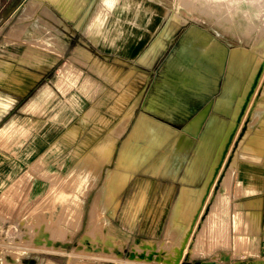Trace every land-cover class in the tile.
<instances>
[{
  "label": "rangeland",
  "instance_id": "1",
  "mask_svg": "<svg viewBox=\"0 0 264 264\" xmlns=\"http://www.w3.org/2000/svg\"><path fill=\"white\" fill-rule=\"evenodd\" d=\"M31 1H22L0 26V58L16 59L11 60L12 70L20 81H0V101L6 104L0 107V131L13 125L34 127L33 138L22 147L0 141V264H24L25 257L27 264H54L50 260L57 264H264V216L256 218L255 231L248 225L251 205L264 199V79L249 91L252 74L246 78L237 70L259 59L261 47L253 44L256 30L252 37L234 42L218 33H225L223 27L178 14L179 6L173 0H119L101 30L87 34L85 25L96 0L84 3L74 17L61 6V0H36L40 3L34 14L25 15ZM249 1H240V10L247 18L237 17L236 22L242 25L248 19L257 20L264 30V0H258L259 5ZM23 24L17 34L16 26ZM28 28L35 35L43 30L46 39L25 38L22 33ZM165 29L164 47L150 53ZM195 29L219 43L216 67L220 71L216 69L219 76L216 71L212 78L217 83L204 90L185 86L186 95H182L183 90L166 93L161 86L171 91L168 81L181 84L184 80L183 76L170 77L175 70L169 62L185 36L198 32ZM200 34L194 41L204 37ZM33 44L46 56L23 59L26 49L36 48ZM232 50L230 62L227 55ZM60 79L66 81L61 83ZM228 79L233 82L226 88ZM156 92L176 95L181 104L173 111L167 109L168 116L162 114L150 104L152 96L160 97ZM123 94L129 98L120 111L115 103ZM39 102L42 116L25 111L28 105ZM198 116L204 118L193 134ZM147 126L157 129L160 139L146 160L134 162L135 147L152 146ZM107 140L115 145L111 160L98 158L104 152L85 149L89 144L103 146ZM254 141L261 142L260 147L257 143L250 150L247 143ZM122 147H128L125 161ZM8 151L12 168L24 152L21 162L25 175H3L7 170L1 167H8ZM33 152L36 158L43 156L40 175L31 170L28 155ZM89 155L98 156L91 161H97L99 168L93 179L82 185L87 188L66 202H57L68 206H42L50 182L44 177L46 171L65 174L78 161L75 157ZM16 177L20 179L15 182ZM193 184L200 186L201 199L195 203L186 199L180 207L176 200L179 188ZM105 185L110 191L98 207H93L99 187ZM253 186L258 192L245 195L244 189ZM219 192L225 194L226 203L216 222L210 224ZM197 242L199 247L194 250ZM224 256L228 261H223Z\"/></svg>",
  "mask_w": 264,
  "mask_h": 264
},
{
  "label": "bare ground",
  "instance_id": "2",
  "mask_svg": "<svg viewBox=\"0 0 264 264\" xmlns=\"http://www.w3.org/2000/svg\"><path fill=\"white\" fill-rule=\"evenodd\" d=\"M31 1V0H30ZM46 1V0H45ZM88 0H61L60 1V4L61 6H64L65 8H67V10L69 11L68 13L71 14L73 17L75 15H77L80 10L83 8L84 6V3L86 4ZM90 2H92L93 0H89ZM88 1V2H89ZM119 0H96L95 2V7H94V11L92 12V16L89 17L87 19V22H86V25H85V32L87 34H91L93 33L95 30H98L100 31L101 30V27L102 25L104 24L105 20H106V17L113 13V9L116 7L117 5V2ZM127 1V0H125ZM240 1L241 0H173V2L176 4H178L179 6V12L178 14L180 15H187L193 19H196L197 21H201V22H210V24L212 26H217V27H223L224 29V32L222 34L221 31L217 30L218 33L227 38L228 40H233L234 42H242L244 37H252L253 34V31L256 30V33H255V40L253 42L254 44V47H261L260 49H258V51L261 52V54L259 53V59L256 60L255 63H251L250 65L246 64L242 67H238L237 70L240 71L241 73V76L243 77H250V75L252 76V81H251V84L249 86V91L252 90V88H254L255 86V83L256 82H260L259 80L264 79V30H261L260 27H258V23L255 21V20H247L246 23H243L242 25L238 24L236 22V18L237 17H243L244 19L247 18L246 14H244L240 9H241V5H240ZM253 3L259 5V1L258 0H251ZM249 1V2H251ZM262 1L263 3V0H260ZM48 2V1H47ZM122 2V1H121ZM141 2V1H140ZM139 2V3H140ZM40 2H37L36 0H32L29 5L27 6L26 10H25V15L27 14H32L33 11L35 12L36 8L39 6ZM43 3V1H42ZM252 3V4H253ZM47 4V3H46ZM49 4V3H48ZM59 4V5H60ZM91 4V3H89ZM88 4V6H89ZM42 5V4H41ZM45 5V4H43ZM42 5V6H43ZM87 5V4H86ZM41 6V7H42ZM51 6V5H49ZM48 7V6H47ZM52 7V6H51ZM138 7V6H136ZM259 7V6H258ZM87 8V7H86ZM262 8V7H260ZM39 9V8H38ZM133 9V8H132ZM88 10V8H87ZM164 10V9H163ZM178 10V9H177ZM261 10V9H259ZM39 10L36 11V13L38 12ZM52 11V10H51ZM85 11V9H84ZM264 11V10H263ZM54 13V12H53ZM58 13V12H57ZM34 14V13H33ZM166 14V12H165ZM264 14V13H263ZM131 15V14H130ZM150 15V14H149ZM262 15V14H261ZM32 16V15H31ZM86 16V15H85ZM23 18H25L24 16H22ZM82 17V16H81ZM30 18V17H29ZM28 19V18H27ZM60 19V18H59ZM22 20V19H21ZM47 20V19H45ZM61 20V19H60ZM80 20V19H79ZM206 20V21H205ZM49 21V20H48ZM19 22V21H18ZM27 22V21H26ZM51 22V21H50ZM49 22V23H50ZM134 22V20H133ZM132 22V24H133ZM17 24V23H16ZM53 24V23H52ZM114 24V23H113ZM260 24V23H259ZM129 25V24H128ZM25 26L24 24L23 25H17L16 28L18 30L17 31V34H18V31L23 27ZM133 26V25H132ZM24 28V27H23ZM27 28V27H26ZM131 29V28H130ZM168 29V28H167ZM197 30V29H195ZM49 31H51L49 29ZM198 32H196V34L194 32H192V34L189 32L184 40H183V43H182V46L178 49L177 53L174 55L173 59L169 62L170 66L175 70L174 74H172V76L170 77H180V76H183V81H179V82H182L181 84L178 83L177 81H172V79H167V80H170L172 82L169 83L168 81V84H169V87H171V91L168 90V88H163L161 86L162 89H164V91H167L170 92L169 94H171L174 91L176 90H183L186 87H188V90H190L189 88H192V89H198V88H201V89H205L206 87H209L210 89H212L213 87V83L216 82V81H213V77H215L216 75V71H220L216 65H217V59L218 57L216 56V54L220 51L218 45L219 43L214 40H212V38H210V36H205L206 34L201 31V30H197ZM201 31V32H200ZM35 33V32H34ZM32 29L28 28L27 32H23L22 34L25 35V38H29L30 39L33 37L35 39L36 38H45V36H42V35H46L45 32H40L38 34H34ZM165 33H166V29L164 30V32L160 33L161 36L156 40V42L153 44L151 50H149L150 53H155L157 52L158 48L159 47H164V36H165ZM197 33H201L200 35L201 36H204L202 38H199L198 40L194 41V38L195 35H197ZM204 33V34H203ZM228 33V34H227ZM19 34H21L19 32ZM168 34L169 33V30H168ZM168 34H167V37H168ZM13 36V35H12ZM22 37V35H21ZM170 37V36H169ZM173 37V36H172ZM170 37V38H172ZM205 37H209L211 40L208 41L207 38ZM235 37V38H234ZM104 38V37H103ZM24 39V38H23ZM33 39V40H34ZM32 40V39H31ZM36 40V39H35ZM194 41V43H193ZM166 42V41H165ZM168 42V41H167ZM22 43V42H21ZM31 42H29L30 44ZM54 44V43H52ZM239 44V43H238ZM35 45L36 48L34 47H31V48H28L25 50V58L23 59H31L32 56L35 57V55H42V56H46L45 53H43L42 50H40L38 47L39 46H36V44H33ZM40 46H44L46 45L45 43L42 44V43H39ZM29 46V45H28ZM34 48V49H33ZM162 49V48H161ZM160 49V50H161ZM238 49L242 50L244 49V47H241L239 46ZM46 51V50H45ZM5 52V51H4ZM234 52L235 50H232L231 52H229V54L227 55V59H229V61L231 62L232 58H233V55H234ZM6 53V52H5ZM7 54V53H6ZM149 54V53H148ZM159 54V53H158ZM10 55V54H9ZM8 55V56H9ZM156 55V54H155ZM2 56V55H0ZM4 56V55H3ZM12 56V55H11ZM14 56V55H13ZM15 57V56H14ZM23 57V55H22ZM83 57V55L81 56ZM147 57V56H146ZM151 57V56H150ZM7 58V57H5ZM4 58V59H5ZM10 58V57H9ZM7 58V59H9ZM17 58V57H16ZM85 58V57H83ZM149 58V57H148ZM1 59V58H0ZM12 59V57H11ZM38 59V57L36 58ZM150 59V58H149ZM16 60V59H15ZM8 61V60H7ZM24 61V60H23ZM22 61V62H23ZM27 62H29V60H26ZM149 61V60H147ZM5 62V61H4ZM21 62V61H20ZM21 62V63H22ZM219 62H220V58H219ZM11 63V62H10ZM26 64V63H25ZM32 64H36L37 66V63L36 62H33ZM219 65V63H218ZM253 66V67H252ZM219 67V66H218ZM230 68V66H228V69ZM68 69V68H67ZM217 69V70H216ZM230 70H233V68ZM254 70V71H253ZM70 71V70H69ZM217 71L218 75L219 76V72ZM68 72V70H67ZM1 73V71H0ZM25 73V72H24ZM74 73H76L74 71ZM237 73V72H236ZM2 74V73H1ZM11 76V75H10ZM9 76V77H10ZM78 77H81V75L79 76V74L77 75ZM73 77V76H72ZM168 77V78H170ZM230 77V76H229ZM65 78V77H64ZM182 78V77H181ZM218 78V77H217ZM72 79V78H70ZM178 79V78H176ZM216 79V78H215ZM214 79V80H215ZM8 80H11V81H15V82H20L19 81V78L17 77V75L13 74V77L12 78H9ZM64 79H60V82L63 81ZM76 80V79H75ZM79 80V79H78ZM88 80V79H87ZM174 80V79H173ZM181 80V79H179ZM218 80V79H217ZM0 81H6V79L4 80L1 75H0ZM66 81V80H64ZM74 81V79H73ZM250 81V80H249ZM76 81H74L75 83ZM84 82V81H83ZM87 82V81H86ZM90 82V81H88ZM233 81H231L230 79H228L227 83L225 82V87L227 88L228 85H231ZM62 83V82H61ZM73 83V82H72ZM91 83V82H90ZM93 83V82H92ZM166 83V82H164ZM217 83V82H216ZM59 84V82H58ZM64 84V83H63ZM60 86H62V84H59ZM65 85V84H64ZM63 85V86H64ZM85 85V84H84ZM93 86V84H90ZM99 85V84H98ZM167 85V84H166ZM184 85V87H183ZM236 85V83H235ZM69 86V85H68ZM88 86V85H87ZM96 86V85H94ZM65 87V86H64ZM67 87V86H66ZM85 87V86H84ZM91 87V86H90ZM216 87V86H215ZM235 87V86H234ZM97 88V87H96ZM100 88V86L98 87ZM232 88V87H231ZM238 88V85L237 87ZM62 89V88H61ZM70 89V88H69ZM95 89V88H94ZM167 89V90H166ZM186 89V88H185ZM210 89H207L205 90L206 91H209ZM215 89V88H214ZM255 89V88H254ZM253 89V90H254ZM63 90V89H62ZM98 90V89H97ZM159 90V88H158ZM161 90V89H160ZM159 90V91H160ZM200 90V89H198ZM195 91V95H197L196 98H198V95L200 93V91L198 92ZM158 91V92H159ZM156 92V93H158ZM162 92V91H161ZM177 92V91H176ZM175 92V94H176ZM181 91L182 95H184L185 93L187 94V92ZM198 92V94L196 93ZM263 94H264V87H263ZM161 94L162 96H160V94L158 96L160 97H157V96H152L151 97V100H150V104L152 105L151 107L155 110H159L162 114H165L167 115V109L168 110H171L173 111L175 109L176 106L179 107V105L177 104H181L180 100H178V98H175L176 95L174 96H169V94ZM179 93V92H177ZM174 94V92H173ZM185 94V95H186ZM192 95V94H191ZM194 96V94L192 95ZM200 96V95H199ZM203 96V95H202ZM179 97V95H178ZM188 97V95H187ZM191 97V96H190ZM234 97V96H233ZM129 98V95L127 94H123L121 97L118 98V102H117V105H121V104H124V102ZM200 98V97H199ZM198 98V99H199ZM202 98V97H201ZM236 98V97H235ZM234 98V99H235ZM192 99V97H191ZM190 100V99H189ZM227 100V99H225ZM222 100H220L219 103H221ZM233 101V99H232ZM249 101V100H248ZM1 102V101H0ZM210 102V101H209ZM223 103H224V100H223ZM218 104V103H217ZM224 105V104H223ZM244 106L246 105V102H244L243 104ZM157 109H156V107ZM222 106V105H221ZM226 106V105H225ZM209 106H207L208 108ZM220 107V106H219ZM122 108V106H121ZM205 108V109H207ZM209 110V109H207ZM225 111V110H224ZM205 112V111H204ZM206 113V112H205ZM206 115V114H205ZM168 116V115H167ZM200 116V115H199ZM198 116V117H199ZM204 116V114H203ZM195 118V117H194ZM194 118L192 121H194ZM202 118L204 117H199L197 118L198 119V122L197 119L195 120V124L193 126V134L194 130H198L201 123H202ZM193 123V122H191ZM193 125V124H192ZM189 127V126H188ZM155 128V127H154ZM147 130H150L149 134L150 136H152V140H151V144L152 146L151 147H147V148H142V147H135L134 150H133V160L134 162H139V161H144L146 160L151 154L153 151H154V147L155 145L157 146V142L158 140L160 139V134H159V131L157 129H153V127L151 126H147L146 127ZM231 130V129H230ZM234 130V129H233ZM229 132V131H228ZM235 132V131H234ZM191 133V131H190ZM230 133V132H229ZM228 133V134H229ZM229 135H227L228 137ZM232 136V133L230 135V137ZM226 137V139H228ZM259 138V137H258ZM183 141V137L181 138ZM231 139V138H230ZM229 140V139H228ZM186 141V140H185ZM226 141V140H225ZM231 141V140H230ZM227 142V141H226ZM225 142V143H226ZM149 143V145H150ZM181 143V142H180ZM178 144L179 147H181V144ZM228 143V142H227ZM258 143V146L257 148L260 147V144L261 142H252L250 144V142L247 143V147L249 148L250 146H256V144ZM155 144V145H154ZM184 145V144H183ZM141 146V145H140ZM225 146V144H224ZM223 146V147H224ZM229 146V145H228ZM184 147V146H182ZM181 147V148H182ZM250 147V150H252ZM128 148V147H127ZM123 149L121 154L123 155V160L125 161L126 158H127V154L126 151L128 149ZM223 150V148H222ZM224 151V150H223ZM222 151V152H223ZM256 151V149H255ZM258 151V150H257ZM107 152H112V144L111 142H107L106 146H105V154ZM221 153V152H220ZM257 155L258 152H255ZM262 153V152H260ZM259 153V154H260ZM226 154V153H225ZM121 155V156H122ZM148 156V157H147ZM160 158V157H159ZM158 158V159H159ZM156 160V159H155ZM220 160V159H219ZM157 161V160H156ZM120 163V162H119ZM217 164H219L217 162ZM94 165L93 163H90V166ZM135 165V164H134ZM216 165V164H215ZM124 168V166H122ZM216 168L217 165H216ZM219 170V169H218ZM215 171V170H213ZM212 171V172H213ZM218 172V171H217ZM218 175V174H217ZM214 176V173H212V178H211V182L215 179L213 178ZM216 176V175H215ZM216 181V180H215ZM213 183V182H212ZM225 186V184H224ZM225 188V187H224ZM109 187H106L103 189V191H100L97 193L96 197H95V200H94V205L93 207H98L99 204H101L100 202L107 196V192H109L110 190ZM226 189V188H225ZM226 196L224 193H220L218 194V197L216 198V201L215 203L213 204L212 206V211H211V214L209 216V223L210 224H214V222H216V219H217V216H219V213L218 211L221 210L222 206L226 203ZM256 218H259V214L258 213H252L251 214V219H250V222H249V229L252 230V231H255L256 230V221L257 219ZM218 223V222H217ZM215 227V226H213ZM247 230V228H246ZM148 247V246H147ZM148 249V248H147ZM136 251H138L136 249ZM146 251V250H145ZM153 251V250H152ZM140 253V252H139ZM154 253V252H152ZM156 253V251H155ZM154 257V256H153ZM136 258V257H135ZM142 258V257H141ZM131 260V259H130ZM179 260V259H178ZM135 261V260H134ZM176 260H174L175 262ZM223 261H228V256H224L223 257ZM179 262V261H178ZM220 262V261H218ZM68 264V263H67ZM207 264V263H206ZM208 264H216L215 262H210ZM221 264V262H220Z\"/></svg>",
  "mask_w": 264,
  "mask_h": 264
},
{
  "label": "crops",
  "instance_id": "3",
  "mask_svg": "<svg viewBox=\"0 0 264 264\" xmlns=\"http://www.w3.org/2000/svg\"><path fill=\"white\" fill-rule=\"evenodd\" d=\"M22 1H25V0H0V26L4 23V21L6 19H8L13 14V12L16 10V8L19 6V4ZM11 60H15V59H0V71L2 73V74L0 73V75L4 80L5 79L8 80L9 78H12L13 74H15L12 70L13 64H12ZM117 102H118V99L115 103V107L117 108V110L121 111V109H122L121 105H117ZM41 104H42V102L30 104L26 107L25 111L30 112V113L37 115V116H42V105ZM0 107L5 108L6 104L3 102H0ZM33 129H34L33 124L13 125L11 127H7L6 129H3L0 131V141L5 143V144H8V145L11 144L12 142H16L17 144H19L22 147L23 145H26L33 138L32 137V136H34ZM36 141L37 140L34 138L33 143L35 144ZM89 142L91 143L92 141L90 140ZM107 142H111V141L107 140ZM107 142H105V144H103V146L102 145L101 146H98V145L95 146L93 144H89V145H91L90 147H88L89 145L86 146L85 149L90 150L92 148L94 150L93 151L94 153H99V152H102V153L104 152V153L99 157L96 155H93V156L89 155L87 157H84V156L83 157L82 156L75 157L76 159H78V161H76V164L73 167H68V170L65 172V174H63L62 172L55 174V173H52L50 169H48L46 171L47 175H45L44 177H46L47 180L50 181V182H48L49 189H48V193L45 196L46 200L44 201V204H41V205L45 206V207H48V206L50 207L54 204H58L57 203L58 201H65L66 202L67 200L73 198L75 196L74 194H76V192H78V191L81 192L82 190H84V188H87V187L82 186V185H84V184L88 183L90 180H92L93 175L95 174V169L99 168L97 161H91V159H96L98 157L99 159L100 158L104 159V161H106L107 159L111 160V156H112L115 145L111 142L112 152H110V154L107 155V154H105V146H106ZM34 148H36V147H34ZM126 148L127 147H125V148L122 147L121 152L123 149H126ZM3 153L5 154L6 151H3ZM18 153H20V152H18ZM18 153H17V155H18ZM9 154H10V152L8 151V153H7L8 159L6 161V163L8 164L7 165L8 167H5V169L3 168L4 166L1 167L3 170H7L4 172L3 175L6 177H9V178H10V176L21 177V176L25 175L26 172H24V171L26 168L22 165V162H21V160L24 159V152H22L21 157L17 158L14 161L13 164L15 167H13V168H12V164L10 163L11 157ZM28 158L31 161V163H33L31 166L32 173L34 175L42 174L41 160H42L43 156L41 155L40 157L36 158V154H35V152H33V155H28ZM83 159H86L88 161H84ZM4 160H6V159H4ZM90 163H93L94 165L90 166ZM27 176H32V174H27ZM17 177L15 179H17ZM19 179L20 178L15 180V182L18 181ZM15 182H14V184H15ZM106 187H107V185H105V187L100 186L98 189V192L103 191V189ZM183 188L184 189L179 188V194L176 198L177 203L180 207L185 206L184 203H182V202H185L186 199L189 202L193 201V203L196 202L197 198L201 199V188L199 185L193 184L192 186L191 185L190 186H184ZM108 190H110V189H108ZM130 190L133 191V189H130ZM244 192H246V193H244L245 195H247V194L249 195V194H253V193L258 192V189L255 186L246 187V189H244ZM145 196H146V187L144 189H142V193L140 194V198L142 200H144ZM46 203H48V204H46ZM177 203H176V205H177ZM58 205H60L61 207L68 206L64 202H62ZM142 205L143 204L141 202V203H138L136 206L139 208ZM187 205L189 206V204H187ZM251 206L252 207H251L250 212H249L250 217H251L252 213H258L259 218L260 217L263 218V216H264V199L260 200L258 203H254ZM133 207H134V202H133ZM135 213L136 212H134V214ZM64 217H66V215ZM174 222H177V220L173 221V223ZM249 222H250V220H249ZM194 244H195V242H194ZM199 244H200V242L196 243L194 250L199 247ZM50 261H51V263L57 264V263H55L54 260H50ZM23 262H24V264H27L26 257L23 258Z\"/></svg>",
  "mask_w": 264,
  "mask_h": 264
}]
</instances>
